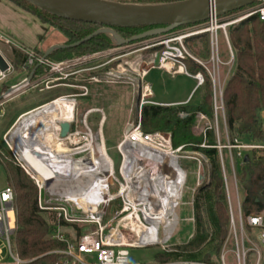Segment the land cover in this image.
<instances>
[{"label": "built area", "instance_id": "built-area-1", "mask_svg": "<svg viewBox=\"0 0 264 264\" xmlns=\"http://www.w3.org/2000/svg\"><path fill=\"white\" fill-rule=\"evenodd\" d=\"M123 4H137L139 0H107ZM252 18H257L260 22H264V0H260L254 4L253 7H247L240 11L230 13L223 17L216 15H209L206 22L195 26L189 32H184L174 36L159 37L149 45H145V49H153L161 47L159 55H155L152 62H137L138 75L140 77L139 85H141L142 102L151 96L145 97L147 94L148 84L145 78L151 69L157 68L169 74L175 75L179 72L192 77L196 81L197 90L202 88L206 80L210 84L212 90V102L214 110V121L210 123L209 127L203 132L206 139L207 131L213 130L216 137V148L219 154V160L222 169V176L226 192L230 227L229 236L224 245L232 242L233 250L232 256L234 258L233 264H264V210L245 214L242 206V197L240 189L242 190L241 176H238V170L245 165V159L248 157L247 153L251 151H264V139L260 144L245 143L238 138L231 136L228 128L226 107L224 102V90L226 83L232 73L233 67L236 64V56L229 38V28L235 27L244 21ZM221 32L223 40L226 45L228 60L223 61L220 52L219 33ZM173 33V32H172ZM170 33V34H172ZM207 34L209 36L210 56L206 62L195 59L187 48L186 40L191 37ZM0 44L7 46L11 51H17L24 57L22 69L26 76L17 84L12 85L9 89L0 92V122L4 119L7 105L16 97L24 92L44 85L40 92L49 91L59 86L75 87L69 83H64L68 76L79 75L84 72H95V67H86L88 62L95 58L93 56H83L73 60H66L61 62H54L49 58L45 59L44 55L36 49L27 48L17 43L11 36L0 30ZM0 55L7 63L8 69L3 72L0 70V85L15 71L14 64L3 54L0 48ZM192 60L198 64L203 71L196 74H191L187 71L186 61ZM170 66L168 68L167 66ZM84 67V68H83ZM136 67V68H137ZM221 67H228L227 76L222 79L220 70ZM35 70V72H34ZM41 70L40 73H38ZM34 72L32 80H29L31 74ZM98 79L96 76H90L89 83H96ZM88 95V87H81ZM74 99L72 96H60L49 101L35 109L21 114L8 132L2 134L0 138V160L6 159L12 162L15 166L21 168L24 173L33 181L38 190V207L42 211H53L57 218L62 219L68 224L85 225L88 228L78 240L66 241V247L63 250H56L50 254H56L60 258L53 264H131L129 249H142L152 246L162 245L163 250H171L165 243L150 244L145 247H135L130 244L134 237L145 239L147 237L146 226L148 223L144 218L142 211L136 210V207L142 208L144 192L143 189L134 182H128L123 174L121 168L119 177L114 168L113 172H101L98 177L105 181V200L97 203V213L87 216L83 213L86 203H79L70 199L77 189H66L64 187L54 186V183H47V181H40L33 176L32 173L25 166L20 156L11 144V133L17 123H21L26 118H29L33 113L40 112L43 108L52 105L56 100ZM75 103L76 100H71ZM152 103V102H151ZM143 104V103H142ZM155 104V103H152ZM102 115L100 111H98ZM89 111L83 117V129H80L75 120V115L70 125L69 133L66 136V144L73 148L77 156L82 153H90L91 160V143L94 140V133L87 125V118ZM201 119H206L203 114L199 115ZM102 124V122H101ZM74 126V129H72ZM61 134V133H60ZM80 140L79 144H74V140ZM169 144L167 148L166 145ZM1 145L3 146L4 150ZM161 147L167 149L168 152L174 154L181 152L182 148L174 150L172 147L171 134L155 132L144 133L141 129V118L139 121L129 124L125 130L121 140L117 144V150L123 158L121 147ZM203 148H210L205 144ZM201 159L200 165L204 162L206 167H209V160L204 155H199ZM111 158V157H110ZM112 159V158H111ZM90 160V161H91ZM113 161V159H112ZM123 164V162H122ZM230 168V175L232 176V184L229 182L227 167ZM122 167V166H121ZM180 168V167H179ZM181 169V168H180ZM200 177L198 179L197 190L201 187L202 177L201 170H199ZM209 173V172H208ZM133 178L132 173L130 174ZM84 177L83 175L80 177ZM186 177V176H185ZM86 180L89 177L85 178ZM111 186L116 187L115 192H111ZM182 195V193H181ZM181 199V196H180ZM179 199V200H180ZM119 201L121 203L120 209H117L114 215L108 219L106 224H103L106 216V209L113 202ZM178 205V203H177ZM176 208V207H175ZM176 214V213H175ZM177 225L179 223L176 214ZM117 221L116 227H112V223ZM141 222H143L142 225ZM175 227V230L177 228ZM88 226H94L95 229H89ZM247 229H250L249 233ZM174 230V231H175ZM17 231V212L15 206V193L11 186L0 190V264H27L15 252L13 245V238ZM174 233V232H173ZM172 233V234H173ZM164 234V232H163ZM159 235V234H158ZM172 236V235H171ZM53 239L65 241L64 234L61 233V228L57 227L53 231ZM183 264H204V263H183ZM220 264H227L226 253L223 250L220 257Z\"/></svg>", "mask_w": 264, "mask_h": 264}, {"label": "trees", "instance_id": "trees-1", "mask_svg": "<svg viewBox=\"0 0 264 264\" xmlns=\"http://www.w3.org/2000/svg\"><path fill=\"white\" fill-rule=\"evenodd\" d=\"M11 1L31 13L43 25L53 26L51 20L64 22L69 27V29H62V33L69 40L68 44L80 42L103 27L54 17L24 0ZM178 1L184 0H139L137 4L155 5ZM198 25L200 24L192 26ZM153 28L114 29L124 39H130L136 32H146ZM228 32L231 45L236 53V69L228 79L224 90L228 128L232 137L245 143L260 144L264 139V121L261 118V114L264 113V22L252 18L229 28ZM106 42H110V39L107 35L102 34L78 47L56 51L50 55L49 59L51 60L58 53H61L63 58L75 54L83 55L88 52L96 53L108 47ZM191 42L197 56L209 58V36L207 34L199 35ZM18 57L20 61H24V57L20 53L16 54V58ZM186 63L194 68L193 74L203 71L192 60H187ZM204 87L208 92L200 97V102L197 104L172 107L147 106L142 112L145 121L142 120L141 129L142 126L146 130L154 127L150 125L151 122L150 124L146 122L147 118L150 121H154L152 118H161L158 130L171 134L174 150L182 148L181 151H186V153L193 152V154L204 155L210 163L208 179L197 190L194 197V232L191 239L185 244L173 246L171 250L156 252L154 262L157 264H220L222 249L229 236L230 216L222 169L218 151L213 148L217 143L215 133L213 130L208 131L205 140L195 139L192 135V127L199 114L207 115L211 119L214 116L212 90L207 80ZM57 94L59 93H50L44 99L45 101L43 100L35 106L8 108L5 114L7 129L21 114L62 96H57ZM181 113L186 114V117L180 118L179 114ZM142 131L155 133L143 129ZM203 144L210 148H203ZM1 147L3 148L2 145ZM247 154L248 160L240 168L243 186L242 206L245 214L264 210V151L254 150ZM0 167L7 171L9 186L15 193L17 212V231L13 238L15 252L21 259L28 261L27 264H53L60 257L50 253L63 250L67 240H78L83 234V228L87 226L68 224L62 219L59 220L56 213L40 210L38 190L31 181L22 176L24 171L17 166L13 168L6 165L3 160H0ZM113 203L118 206L117 209H120L119 201ZM57 227L71 228L74 231V237L71 238L67 233H64L65 241L53 239V231ZM247 230L249 233L251 232L250 229Z\"/></svg>", "mask_w": 264, "mask_h": 264}, {"label": "rangeland", "instance_id": "rangeland-1", "mask_svg": "<svg viewBox=\"0 0 264 264\" xmlns=\"http://www.w3.org/2000/svg\"><path fill=\"white\" fill-rule=\"evenodd\" d=\"M16 21H19L18 23L16 22L18 26L20 25L24 26V27L20 26L21 31L23 33H27L28 30H30V35H29L30 37L33 38L34 34L40 36V38L43 36V41L40 46L34 47L28 45L27 41L22 40L21 37H14V36L11 37L17 43L27 48H33V49L36 48V50L42 53L43 55L50 48L49 46L52 43L57 45H72V44H68L69 43L68 38L62 33V29L64 30L69 29V27L64 22L51 20L53 26L49 24H45L44 26L46 28H44L36 18L31 19L29 17H22V18H18ZM194 27L195 26L181 27L175 30L172 34H169V36H174L184 32H189L192 29H194ZM0 30L5 33V31H3L1 28ZM143 33L145 32L143 31L136 32L133 37L141 35ZM196 37L198 36L191 37L186 40L187 48L195 59H198L202 62H206L207 59L197 56L192 48L193 44L191 41L195 40ZM108 38L110 39L111 44H109L110 42H106V44L108 43L107 44L108 47L105 49H101L99 52L96 53L88 52L83 55L75 54L64 58L61 53H58L53 58H51L52 61L58 62V61L73 60L83 56L95 55V58L92 61L88 62L85 68L95 67L97 65H104V68H102V70H96L95 72L94 71L84 72L79 75L68 76L65 80H63L64 83H69L70 85H74L75 87L59 86L54 88L53 90L44 91V92H40V89L44 88V85L43 86L40 85L37 88L30 89L24 92L23 94H21L20 96L16 97L13 101H11L7 105L6 111L8 108L11 109L13 107L26 108L28 106L38 105L39 103H41V101L43 102V100L52 92L59 93L57 94V96L62 95V96L74 97V99H69V100L70 101L76 100L75 120L77 126L80 129L84 128L82 124V120L86 112L90 111L91 109L100 111L102 115L98 112H94L93 114H91V116L87 118V125L89 126V128H91V130L94 133V140H93V145L95 148L94 157L96 159L99 157V153L97 152V147H98L97 145L101 143L104 144L107 150V154L113 159L114 168L117 173L116 176L119 177L118 173L122 166L123 158L121 157V155L117 150V144L119 140H121L124 134V129L128 127L127 124H132L139 121V118H141V124H142V120L145 121L144 120L145 117L142 114L143 109L147 106H156V104H152L153 102L151 100V97L145 99V101L142 102V99L140 97L141 94L138 93L141 91V85H139L140 83L138 81L140 77L138 75L137 62L139 61H143L146 63L152 62L155 59V55L156 54L159 55L161 51V47H156L153 49L144 48L148 42L152 43L158 38L146 39L122 48H118L110 36H108ZM219 39H220L221 56L223 61L226 62L228 60V56L226 51V45L223 40V36L221 32L219 33ZM0 48L2 49L3 54L14 64L15 67L14 73L11 74L0 85V88L5 87L6 89H9L11 85L17 84L20 81H22V79L26 76V73L22 69L23 61H20L19 57L16 58V54L19 55V52L17 51L13 52L3 44H0ZM209 53H210V46H209ZM195 65L198 64L195 63ZM186 67H187V71L193 74L192 72H194V68L188 63H186ZM235 69H236V64L233 67L230 77L232 76V74H234ZM40 71L38 73H40ZM227 73H228V67H221L220 74L222 79H224L227 76ZM90 76H96L98 82L89 83ZM145 82L151 86V89L154 94L153 100L158 102L159 101L173 102V101L185 100L188 97L190 91L196 85V81L187 76L184 75L171 76L157 68L150 70L148 76L145 79ZM83 85L88 87L87 96L84 95L85 91L81 88ZM148 91L149 88H147V94H149ZM205 92H208V90L205 89L204 86L200 88L198 91L196 90L190 97L192 101L188 102L183 106L186 105L190 106L199 103L200 97H202ZM149 96L150 95H148V97ZM199 115L197 117V120L195 121L194 126L192 127V135L195 137V139L205 140L203 132L206 128L209 127L210 123L214 121V116L213 119H211L209 116L205 115L206 119H201ZM179 117L184 118L186 117V114L181 113L179 114ZM261 118L264 121V113L261 114ZM152 119H154V121L153 120L150 121V119L147 118L146 122L148 124H150L151 122L150 125H153L154 127L153 128L150 127L148 128V130H146L142 126V129L148 132L164 133V131L158 130V126H159V122L161 121V118H157V119L152 118ZM101 122H102V126H101ZM11 127L12 125L7 129V120L4 118L0 122V138L2 134L8 132ZM72 129H74V126H72ZM100 132L102 138H100V136L98 135ZM118 138L120 139L118 140ZM141 148L153 149L155 151L164 150L159 146L157 147L142 146ZM170 156L174 157L175 162L178 164L181 170L184 171L186 176L184 187L182 189L181 199L178 200V205L175 206L176 207L175 213L177 214L179 219L178 225L175 214L173 220L166 222L158 227L159 229L158 234L165 242H167L171 237L170 240L164 245L168 246L169 248H172L175 245L187 243L193 235L194 232L193 203L198 188L197 184H198V179L200 177L199 170H201V177H202L201 186H202L208 179L209 167H206L204 162L202 163V165H200L199 161H197L201 159L200 156L197 154H193V152L186 153V151H181L180 153L176 152L174 154H171L170 152ZM2 160L6 165L16 168V166L12 162L6 159H2ZM81 160H85V162H89L91 160L90 153L88 152L82 153L74 157L75 162H80ZM227 173H228L229 182L230 184H232L233 179L232 176L230 175L229 166L227 167ZM22 176L33 183V181L30 178H28L26 174L23 173ZM238 176H241L240 169L238 170ZM8 186L9 183H8L7 171L5 170V168L0 167V190H3ZM116 189L117 188L114 186H111L110 188L111 192H115ZM240 195L241 197H243V192L241 189H240ZM95 197H96V192L92 190L87 195L81 197L78 200L81 203H83L86 202L87 200L92 201L95 199ZM117 207L118 206L114 203L110 204L107 207L105 221L103 224H106L108 222V219H110L114 215L115 211L117 210ZM50 212L55 213L53 211ZM117 224L118 222L114 221L111 225L112 227H116ZM176 225L177 228L175 230ZM88 227L89 229H95L94 226H88ZM87 231H88L87 227L83 228L82 230L83 233ZM61 233L62 234L67 233L71 238H73L75 235L74 231L71 228L61 229ZM162 250H163L162 245L161 246L157 245L142 249H129L130 263L157 264L156 262H154V255L156 252ZM222 250H224L226 253L227 264H233L234 258L232 256L233 255L232 242H228L227 246Z\"/></svg>", "mask_w": 264, "mask_h": 264}, {"label": "bare ground", "instance_id": "bare-ground-1", "mask_svg": "<svg viewBox=\"0 0 264 264\" xmlns=\"http://www.w3.org/2000/svg\"><path fill=\"white\" fill-rule=\"evenodd\" d=\"M170 68V66H167ZM146 94L145 97H148ZM150 97V96H149ZM75 103L65 99L56 100L52 105L33 113L21 123H17L11 133V144L17 150L20 159L30 173L40 181L54 183V186L77 189L69 197L78 201L92 190L96 192L94 200H87L83 213L91 216L97 213V203L105 200V181L98 177L101 172H113V161L107 154L104 144L97 145L99 157H94L95 148L91 143L92 160L74 161L76 154L66 144V137L61 136V125L70 124L75 115ZM98 112L91 109L90 114ZM102 126V124H101ZM100 138L101 132L98 134ZM102 140V139H101ZM80 140H74L79 144ZM169 147V144L166 145ZM123 164L121 173L128 182H134L144 192L142 208L136 210L144 213L147 237H134L130 242L135 247L165 243L158 235V227L175 217V206L180 199L185 183V173L170 156L167 149L155 151L141 147H121ZM134 176L131 177V174ZM84 176L80 178L81 176ZM89 177L88 180L85 178Z\"/></svg>", "mask_w": 264, "mask_h": 264}, {"label": "water", "instance_id": "water-1", "mask_svg": "<svg viewBox=\"0 0 264 264\" xmlns=\"http://www.w3.org/2000/svg\"><path fill=\"white\" fill-rule=\"evenodd\" d=\"M24 1L54 17L103 26L75 44L50 47L44 54V58L47 59L56 51L78 47L102 34L110 36L118 48L146 39L163 37L181 27L202 24L211 14L223 17L250 7L260 0H184L155 5L123 4L107 0ZM135 27L154 28L130 39L122 38L114 29ZM7 69V63L0 55V70L5 72ZM34 72L29 80H32ZM69 130V124H62L61 136L66 137ZM247 160L248 157L245 161Z\"/></svg>", "mask_w": 264, "mask_h": 264}, {"label": "crops", "instance_id": "crops-1", "mask_svg": "<svg viewBox=\"0 0 264 264\" xmlns=\"http://www.w3.org/2000/svg\"><path fill=\"white\" fill-rule=\"evenodd\" d=\"M31 13L25 11L24 9L20 8L19 6H17L15 3H13L11 0H0V28L5 31V33H7V35L9 34V36H14V37H21L22 40H26L28 45L30 46H34V47H38L41 45L42 41H43V36L40 38V36L38 35H35L34 34V37H30V30H28L27 33H23L21 31V27L22 25L18 26L17 23L19 21H16L18 18H22V17H29V18H36L35 16H33ZM37 19V18H36ZM38 20V19H37ZM39 21V20H38ZM17 22V23H16ZM40 22V21H39ZM41 23V22H40ZM41 25L46 28L42 23ZM24 27V26H22ZM32 38V39H31ZM54 45H57V44H50L49 47H52ZM36 49V48H35ZM38 49V48H37ZM163 71V70H162ZM165 72V71H163ZM166 74H169L167 72H165ZM149 74V73H148ZM171 76H176V75H184V76H187L185 75L184 73L182 72H179L175 75H172V74H169ZM148 76V75H147ZM146 76V77H147ZM189 77V76H187ZM191 79H193L192 77H189ZM146 79V78H145ZM194 80V79H193ZM14 85V84H13ZM197 85V84H196ZM195 85V87L190 91L188 97L185 99V100H179V101H173V102H158V101H154L153 98H154V94H153V91L151 89V86H149V95L151 96L150 94V91L152 93V96H151V100L153 103L156 104V106H165V107H172V106H183L185 104H187L188 102L192 101L190 99V97L192 96V94L197 90V86ZM12 86V85H11ZM6 89L5 87L3 88H0V90H4ZM199 90V89H198ZM197 90V91H198ZM0 91V92H1ZM35 109V108H34ZM33 110V109H32ZM31 111V110H30ZM28 112V111H27ZM26 113V112H25ZM24 114V113H23ZM93 114V113H92ZM91 116V114L89 115ZM5 118V117H4ZM129 125V124H127ZM128 128V127H127ZM125 128L124 129V132L125 130L127 129ZM120 138H118L119 140ZM120 141V140H119Z\"/></svg>", "mask_w": 264, "mask_h": 264}, {"label": "flooded vegetation", "instance_id": "flooded-vegetation-1", "mask_svg": "<svg viewBox=\"0 0 264 264\" xmlns=\"http://www.w3.org/2000/svg\"><path fill=\"white\" fill-rule=\"evenodd\" d=\"M95 68H96V70H102V68H104V65H97V66H95Z\"/></svg>", "mask_w": 264, "mask_h": 264}]
</instances>
